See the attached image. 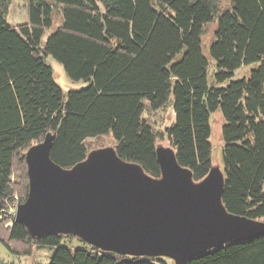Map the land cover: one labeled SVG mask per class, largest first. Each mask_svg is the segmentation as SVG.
Instances as JSON below:
<instances>
[{"label":"trees","instance_id":"obj_1","mask_svg":"<svg viewBox=\"0 0 264 264\" xmlns=\"http://www.w3.org/2000/svg\"><path fill=\"white\" fill-rule=\"evenodd\" d=\"M26 14V22L11 25L0 0V242L10 253L51 246L48 264H163L100 251L73 235L31 238L5 216L28 193L24 154L49 132L55 134L50 158L69 168L88 153L86 139L110 134L120 158L158 177L157 140L167 139L199 181L212 166L208 120L217 109L225 120L222 203L264 221V0H26ZM211 22L209 84L201 37ZM48 55L69 79L87 85L64 94ZM250 64L256 66L246 76L231 79ZM169 99L173 122L157 132L143 113ZM67 237L87 247L61 244ZM187 264H264V235L208 250Z\"/></svg>","mask_w":264,"mask_h":264},{"label":"water","instance_id":"obj_2","mask_svg":"<svg viewBox=\"0 0 264 264\" xmlns=\"http://www.w3.org/2000/svg\"><path fill=\"white\" fill-rule=\"evenodd\" d=\"M54 140L48 132L24 154L28 193L15 205L13 222L31 238L73 235L100 251L187 264L208 250L264 235V221L226 210L219 166L195 181L174 149L159 144L158 177L120 158L113 146L91 149L65 168L50 158Z\"/></svg>","mask_w":264,"mask_h":264},{"label":"rangeland","instance_id":"obj_3","mask_svg":"<svg viewBox=\"0 0 264 264\" xmlns=\"http://www.w3.org/2000/svg\"><path fill=\"white\" fill-rule=\"evenodd\" d=\"M222 3H225V0H221ZM5 4V18L8 23L11 25L20 24L27 21L26 14V0H3ZM59 20V16H56L55 19ZM55 28L52 27L48 29L42 40L44 41L48 34ZM216 28V23L211 22L204 26V32L201 37V48L203 55L210 62V66L208 68V82L209 84L212 82V73L214 71L213 62L209 56V45L213 40V33ZM46 62L51 66L53 70V76L55 81L59 84L64 94L69 90H78L87 85V82L84 80H71L67 77L63 66L60 62L54 59L52 56L48 55L46 57ZM256 64H250L247 66H242L241 68L234 71V75L231 78L232 80L241 79L243 76H246L248 72L254 68ZM228 82V81H227ZM226 82V83H227ZM225 83V84H226ZM143 118L153 126V128L157 132L163 131L166 127H169L174 119V112L172 108L171 99L168 102L160 107L157 110L147 109L143 113ZM225 120L219 109L210 112L209 114V127H210V137L209 141L211 143V160L212 165L219 166L222 169V147L223 141L221 137V128L224 124ZM157 142L163 145H167L169 143L167 139L160 140L158 138ZM86 145L88 150L104 147V146H113L114 141L110 134L108 135H100L92 138L86 139ZM17 197L15 196V201ZM17 202H14L9 206L6 211L5 216L8 219L14 218L15 205ZM10 221L4 225V228L10 226ZM63 245H67L69 247H87L83 244V242L79 241L77 238L67 237L62 240ZM30 250L28 254H17L14 255L8 251V249L0 242V264H48L49 259L51 258L54 248L51 246H36L30 245ZM158 261H161L163 264H174L171 259L166 257H157Z\"/></svg>","mask_w":264,"mask_h":264}]
</instances>
